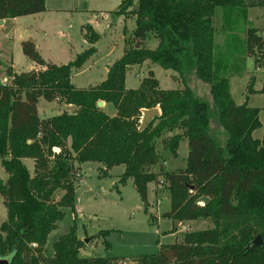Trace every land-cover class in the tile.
<instances>
[{"label":"trees","instance_id":"16d2710c","mask_svg":"<svg viewBox=\"0 0 264 264\" xmlns=\"http://www.w3.org/2000/svg\"><path fill=\"white\" fill-rule=\"evenodd\" d=\"M253 6L264 7V0H122L110 13L113 18L133 16L134 29L105 79L88 88L74 86L71 74L96 52L100 34L90 24L81 26L87 48L64 64L43 59L32 40L21 41L23 55L38 69L30 77L32 72L7 68L9 82H0V165L7 175L0 179L6 208L0 257L8 258V264H113L109 257L78 255L87 242L76 236L74 224L53 242L51 256L34 253L46 244L65 209L74 211L80 164L96 162L103 174L124 165L119 181L132 180L145 205L147 184L163 185L170 206L162 216L173 223L199 218L211 223L184 232L181 242L160 244L156 253L141 255L135 264H264V131L260 139L252 137L260 127L259 109L237 104L229 89L246 57L256 68L264 67V36L247 17ZM45 10V0H0V19ZM220 33L222 44L215 41ZM150 35L157 39L154 48L145 45ZM145 61L173 70L182 86L160 88L149 70L136 88H126V71ZM192 80L208 87L216 125L211 126L210 105L195 95ZM39 98L75 108L40 118ZM97 101L111 104L114 114ZM154 107L159 115L139 129L141 110ZM216 127L226 133L223 144ZM183 138L185 166L165 170L158 146L176 156ZM24 159L32 161V173ZM57 190L63 193L55 200ZM98 234L108 249V231ZM258 234L262 244L247 250Z\"/></svg>","mask_w":264,"mask_h":264},{"label":"rangeland","instance_id":"374dc122","mask_svg":"<svg viewBox=\"0 0 264 264\" xmlns=\"http://www.w3.org/2000/svg\"><path fill=\"white\" fill-rule=\"evenodd\" d=\"M122 0H46V11L29 15L8 18L0 24V82L4 77L9 82L5 70L11 68L17 73L36 72L38 66L28 70L32 62L22 53L20 42L32 40L43 59L54 64L71 61L75 55L87 48L88 43L81 28L90 24L100 38L94 44L96 52L84 62L80 68L73 70L71 83L77 88H88L100 83L106 77L109 66L121 55L126 47V40L134 29V17H115L111 13ZM220 8L215 10L216 28L220 25ZM247 17L252 27L260 29L264 36V7L248 8ZM222 44L224 34L215 38ZM145 45L154 48L157 39L149 36ZM152 70L159 82V87L171 89L181 87L177 74L171 69H164L145 61L142 65H133L125 73L126 88H136L140 80ZM195 95L210 105L211 126L217 124V109L213 105L208 87L201 81H191ZM264 67L256 68L253 58L246 57L244 69L238 76L229 80V89L237 104L246 102L248 106L259 109L260 127L252 132V137L260 139L264 131ZM37 112L40 118L57 115L62 111L71 112L69 105L58 101H46L39 98ZM73 106V105H72ZM114 107L109 104L104 108L106 113ZM108 113V114H109ZM215 136L221 144L225 142L226 133L216 127ZM160 154L167 160L164 169L173 171L183 168L187 158V141L181 139L177 147V155L158 146ZM30 173L33 172L32 161L24 159ZM104 167L96 162L80 164L81 174L75 181V209H65V215L47 237L46 244L34 251L40 258L52 255V244L71 225H75V234L81 239H88L84 247L78 251L80 257H109L113 264H135L141 255L154 254L160 244L181 242L186 231H195L211 226L208 219H195L173 223L162 214L169 210L167 189L154 182L147 184V204L139 197L132 180L120 182L124 165H116L103 174ZM154 169L156 167H153ZM0 165V179L6 178ZM63 191L57 190V200ZM6 218V208L0 197V222ZM107 230L106 240L109 248L105 249L103 238L98 234ZM124 260V261H117Z\"/></svg>","mask_w":264,"mask_h":264},{"label":"water","instance_id":"95a60500","mask_svg":"<svg viewBox=\"0 0 264 264\" xmlns=\"http://www.w3.org/2000/svg\"><path fill=\"white\" fill-rule=\"evenodd\" d=\"M2 23V19H0V24ZM36 74L35 72H33L30 77H34ZM96 105L98 107L102 106V101H97ZM142 116H141V120H140V126L139 129H143L146 124L154 117L159 115L160 111L158 107H154L152 109H143L141 110ZM199 201H202L203 203H205L207 201L206 197H202L199 199ZM176 225L179 224L178 221L174 222ZM86 242H88L87 239H85ZM262 244V239L260 237V235H256L251 242L246 246L247 250H251L252 248L259 246ZM9 263V259L8 258H2L0 257V264H8Z\"/></svg>","mask_w":264,"mask_h":264},{"label":"crops","instance_id":"0c3cea01","mask_svg":"<svg viewBox=\"0 0 264 264\" xmlns=\"http://www.w3.org/2000/svg\"><path fill=\"white\" fill-rule=\"evenodd\" d=\"M45 8H46V0H45ZM45 11H46V10H45ZM45 11H44V12H45ZM41 13H43V12H41ZM7 19H8V18L2 19V23H1V24H4V22H5ZM33 68H34V64L32 63L31 66L28 67V70L33 69ZM12 71H13V72H16V71H14V70H12ZM16 73H17V72H16ZM6 79H7V78L4 77L3 80H2L1 82H2V83H7V80H6ZM108 105H109V104H107V103H105V102L102 101V106H101V107H102V108H106V107H108ZM69 107L72 109V111H73L74 108H75V107L72 106V105H69ZM109 111L111 112V113L108 112L110 115H113L114 112H115V110H111V109H110ZM166 163H167V160L165 159L164 162H163V165L165 166ZM80 174H81V172H80ZM179 224H180V223H179ZM133 260L135 261L136 259H133ZM117 261H124V260H117ZM124 262H125V261H124Z\"/></svg>","mask_w":264,"mask_h":264},{"label":"built area","instance_id":"2783aa9c","mask_svg":"<svg viewBox=\"0 0 264 264\" xmlns=\"http://www.w3.org/2000/svg\"><path fill=\"white\" fill-rule=\"evenodd\" d=\"M58 150H59V149H58L57 147H53V148H52V152H54V153L58 152Z\"/></svg>","mask_w":264,"mask_h":264}]
</instances>
